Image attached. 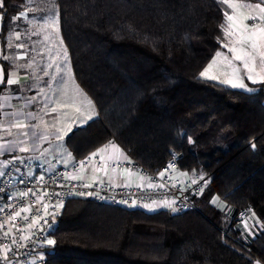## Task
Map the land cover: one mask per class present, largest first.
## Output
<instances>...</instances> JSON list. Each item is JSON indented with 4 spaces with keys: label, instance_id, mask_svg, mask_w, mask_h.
Segmentation results:
<instances>
[{
    "label": "trees",
    "instance_id": "trees-1",
    "mask_svg": "<svg viewBox=\"0 0 264 264\" xmlns=\"http://www.w3.org/2000/svg\"><path fill=\"white\" fill-rule=\"evenodd\" d=\"M55 1L74 78L98 115L65 137L74 159L112 141L150 172L177 153V171L207 180L184 212L68 200L40 264L264 263V84L247 93L199 77L222 49L228 0ZM22 11L23 0H3L2 46ZM246 208L259 222L252 237L236 220Z\"/></svg>",
    "mask_w": 264,
    "mask_h": 264
},
{
    "label": "crops",
    "instance_id": "crops-1",
    "mask_svg": "<svg viewBox=\"0 0 264 264\" xmlns=\"http://www.w3.org/2000/svg\"><path fill=\"white\" fill-rule=\"evenodd\" d=\"M260 5L264 8V0ZM227 7V17L231 15L233 19L227 21L222 49L214 54L200 72L199 77L231 89L252 93L259 85L264 84L261 82V77H264V61L259 54L260 51H264V48L257 47L254 50L251 47L252 43L264 44V13L256 8V4L246 5L237 2L236 5ZM250 17L257 19H250ZM1 26L0 16V29ZM249 37L250 41H248ZM242 38L246 41L245 43L241 42ZM39 40L41 41V38ZM18 43L17 37L12 34L6 37L3 46L0 42V172L3 165L17 154L32 156L45 151L61 154V157L58 156L66 159L63 165H69L75 159L65 145V137L73 129L82 127L97 118V109L76 82L70 57L68 67H61L56 64L57 61L51 56L52 54L47 53V48L43 49L41 43L40 47H35L38 48L35 51L30 49L31 46H28L30 51L20 45L18 47ZM231 48H236V52L230 51ZM235 55L251 57L250 72L244 69L243 61L234 59ZM48 57L53 60L54 67H49ZM18 61L24 62V66L16 67L15 62ZM249 75L253 77L252 80L248 79ZM9 79L15 82L9 85L7 83ZM253 80L256 82L254 83ZM240 83L244 84V88L233 86ZM101 149L105 150L100 151ZM97 150L104 164L100 171L91 165L87 172L88 179L96 178L112 187L138 181V178L131 173L111 172L110 162L130 159L114 142L111 141ZM179 174H181L180 178L192 179L186 173ZM210 203L220 211L228 212L226 205L217 197H212ZM165 207L168 206L159 205L153 209L143 210L154 212ZM246 221L247 223H243L246 234L249 228L254 231L253 228L259 226L253 214ZM257 262L264 264L258 260L253 261L252 264Z\"/></svg>",
    "mask_w": 264,
    "mask_h": 264
},
{
    "label": "built area",
    "instance_id": "built-area-1",
    "mask_svg": "<svg viewBox=\"0 0 264 264\" xmlns=\"http://www.w3.org/2000/svg\"><path fill=\"white\" fill-rule=\"evenodd\" d=\"M178 160L179 155L172 153L158 173L131 158L112 161V173L126 172L138 178L136 183L112 187L87 177L91 165L100 171L104 164L98 150L69 165L55 158L11 157L0 172V264H39L55 218L70 199H91L123 209L169 205L178 212L195 210L190 199L202 193L207 176L175 179ZM252 214L250 208L240 210L236 220L243 225Z\"/></svg>",
    "mask_w": 264,
    "mask_h": 264
},
{
    "label": "rangeland",
    "instance_id": "rangeland-1",
    "mask_svg": "<svg viewBox=\"0 0 264 264\" xmlns=\"http://www.w3.org/2000/svg\"><path fill=\"white\" fill-rule=\"evenodd\" d=\"M226 4L227 6L232 7L236 5L237 2L234 0H229L226 1ZM8 34L7 36H10V34H12V36L17 37L18 42L20 43H18V47L22 46L25 50L28 49L30 51L31 49L32 51H35V49H38L35 47H40L39 45L41 43V45L44 47L43 49H45L46 47L48 52L46 50L45 51L49 55L52 54L51 56L54 58V60L57 61V65L61 67H68L67 64H69V56L60 35L59 18L55 0H23V11L12 19ZM19 36H21V39H19ZM39 38H41V41L39 40ZM28 46H31V48L29 49ZM41 51L43 52V50ZM44 59L46 60L45 57ZM47 59L49 67H54L53 60L49 59V57ZM23 63L24 62L21 63L18 61L15 62V65L16 67H23ZM49 155L53 158H56L61 164L66 163V159L60 158L61 154H58L60 155L59 157L56 153H50L47 151L43 152L42 154L32 156H22L20 154H17V156H22L29 160L40 157L39 159H36L37 161H43L50 157ZM179 173L177 171H174L173 177L175 179H181V174ZM166 206L168 207L165 208H168L173 212H178L173 207L169 205ZM244 223H247V221H245ZM252 232H254L252 231V228H249L247 235L252 237L254 234Z\"/></svg>",
    "mask_w": 264,
    "mask_h": 264
},
{
    "label": "snow or ice",
    "instance_id": "snow-or-ice-1",
    "mask_svg": "<svg viewBox=\"0 0 264 264\" xmlns=\"http://www.w3.org/2000/svg\"><path fill=\"white\" fill-rule=\"evenodd\" d=\"M0 7H3V0H0ZM256 8H259L260 11H261L262 13H264V8H262L260 4H256ZM227 19H228L229 21H231V20L233 19V17H232L231 15H229V16L227 17ZM250 19H257V18H256V17H250ZM250 39H251V38L249 37V38H248V41H250ZM241 42H242V43H245L246 41H244L243 38H242V41H241ZM251 47H252V49H254V50H255L257 47L264 48V44L258 45V44H256V43H252V44H251ZM230 51H232V52L235 53V52H236V48H231ZM259 54H260L261 60L264 61V51H260ZM234 59L237 60V61H243V67H244V69L248 70L249 72L251 71V69H250V67H249V59H251V57H246V56H242V55H235V56H234ZM202 75H203V73H202ZM248 79L252 80L253 77H252L251 75H249V76H248ZM14 82H15V81H13V80H11V79H9V80L7 81V83H8L9 85L13 84ZM253 82L255 83L256 81L253 80ZM261 82H264V77H261ZM229 83H232V81H229ZM233 86H234V87H237V86H238V87H240V88H244V84H243V83H240V84H238V85L234 84ZM106 147H107V146H106ZM113 147L115 148V145H113ZM253 147H255V145H253ZM104 150H105V149H101L100 151H104ZM22 151H24V149H22ZM95 155H96V154L94 153V154H93V157H94ZM0 175H3V173H0ZM161 175H163V173H162ZM19 215H20V213L17 212V213H16V216H19ZM33 223L35 224L36 221L34 220ZM245 227L247 228V225H245ZM47 243L51 245V244L54 243V241H52V240H48ZM257 264H259V262H257Z\"/></svg>",
    "mask_w": 264,
    "mask_h": 264
}]
</instances>
